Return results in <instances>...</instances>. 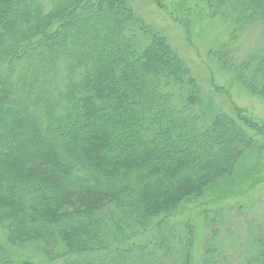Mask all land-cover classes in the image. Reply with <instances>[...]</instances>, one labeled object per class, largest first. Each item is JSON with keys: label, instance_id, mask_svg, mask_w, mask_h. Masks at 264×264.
<instances>
[{"label": "trees", "instance_id": "trees-1", "mask_svg": "<svg viewBox=\"0 0 264 264\" xmlns=\"http://www.w3.org/2000/svg\"><path fill=\"white\" fill-rule=\"evenodd\" d=\"M225 2L264 25V0ZM201 93L127 0H0V228L9 241L62 243L65 264H190L192 232H158L165 249L98 251L106 231L172 215L256 147L229 115L205 125ZM207 222L215 234V218ZM255 231L264 258V220ZM206 249L199 264H233ZM0 264H14L1 246Z\"/></svg>", "mask_w": 264, "mask_h": 264}, {"label": "rangeland", "instance_id": "rangeland-1", "mask_svg": "<svg viewBox=\"0 0 264 264\" xmlns=\"http://www.w3.org/2000/svg\"><path fill=\"white\" fill-rule=\"evenodd\" d=\"M127 4L168 40L190 68L202 92L196 105L202 122L208 125L220 114L229 115L245 128L256 147L172 215L118 232L111 225L103 238L106 248L98 252L139 245L165 249L158 232L181 238L192 232L190 264L200 263L207 246L221 258L226 254L233 264H264L255 231L264 220V92L257 69V61L264 62V25L251 20V8L227 9L225 0H127ZM209 214L216 221L215 234L207 222ZM9 237L8 230L0 228V246L14 264L66 263L68 252L62 243L49 251L41 241L12 244Z\"/></svg>", "mask_w": 264, "mask_h": 264}]
</instances>
